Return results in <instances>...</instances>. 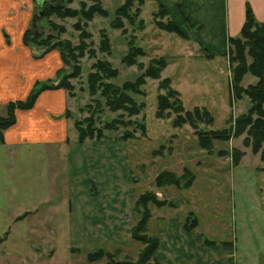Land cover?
Segmentation results:
<instances>
[{
	"label": "rangeland",
	"instance_id": "rangeland-1",
	"mask_svg": "<svg viewBox=\"0 0 264 264\" xmlns=\"http://www.w3.org/2000/svg\"><path fill=\"white\" fill-rule=\"evenodd\" d=\"M41 1L33 4L35 15ZM61 1L65 4L69 0H47V4L57 8ZM124 1L71 0L65 4L69 9L79 10L82 3L87 7L98 3L106 13L95 14L90 21L79 20L89 36L84 38L86 48L79 59L81 74L69 81L72 89L66 90L68 142L60 148L31 143L5 145L0 137V264H106V259L86 260L87 254L99 249L109 252L120 249L119 261L124 258L135 261L143 246L131 238V228L139 219L133 206L142 193H153L158 201L167 203L160 208L148 205L150 216L154 211L157 218L149 219L148 236H161L158 233L163 223H180L182 217L187 220L191 216L198 223L188 234L181 230L175 233L172 227L169 234L165 231L160 238L165 251L159 249L158 264H219L218 261L224 264L226 256L233 252L228 249L230 242L237 249L234 258L237 264H264V161L250 147L242 146L246 133L228 141L214 140L210 152L198 142L200 134L233 127L238 117L247 114L250 101L241 94V88L255 85L257 79L246 74L235 85L229 56H215L213 52L211 56L198 48L195 41L197 37L203 38V33L191 26L179 22L183 35L156 28L153 14L159 11V6L154 0H145L142 6L137 0L133 2L132 12L138 8L139 19L146 24L143 31L126 20H122L126 33L112 28L114 12ZM159 1L169 7L177 21L178 9L174 4L179 2ZM184 1L191 4L184 12L211 24L204 32L207 38L219 39L224 0ZM16 3L0 1L1 6H16ZM76 22V19L51 16L38 22L36 32L76 46L81 37V31L74 27ZM53 27L64 29V33L59 35ZM103 34L109 43L108 51L101 50ZM128 43L145 52L144 56L135 57L131 65L122 61L129 53ZM213 49L219 54L220 51ZM32 50L36 55L42 53L37 48ZM53 51L60 54L59 50ZM161 57L168 62L161 79H170V86L179 93L184 109L206 108L214 122L207 125L194 120L193 124L175 128L172 120L179 115L173 105L163 112L168 119H157V98L166 96L167 92L159 89L160 80L145 78L140 86L141 94H129L144 108L138 116L126 118L143 125L145 134L141 135L135 126L105 130L101 140L88 139L79 144L74 123L88 118V110L94 114V120L98 117L97 128L120 114L105 106V98L89 94L87 76L96 71L94 66L106 64L116 75L103 74L107 78L104 82L121 87L125 82H134L151 60ZM95 101L101 105L97 114ZM3 105L0 104L1 116H5ZM132 131L133 138L121 140L123 133ZM4 132H0L2 138ZM235 150L244 155L234 167ZM224 151L227 154L223 155ZM185 168L195 177L189 189L154 186L159 173L169 171L180 176ZM83 182L87 193L79 198L73 187ZM91 182L96 186L92 187Z\"/></svg>",
	"mask_w": 264,
	"mask_h": 264
},
{
	"label": "trees",
	"instance_id": "trees-1",
	"mask_svg": "<svg viewBox=\"0 0 264 264\" xmlns=\"http://www.w3.org/2000/svg\"><path fill=\"white\" fill-rule=\"evenodd\" d=\"M41 2V4L44 5L37 6L39 12L36 15H39L41 12H43V14L41 16L39 15L34 27L32 26L31 21L29 28L23 33V44L31 49H40V52H42L40 55L52 52L53 50H59L63 66H65L66 69L63 67L58 70L56 77L53 80L36 82L25 99L9 101L4 104L5 116L0 115V132L9 129L16 123V111H27L32 109L41 92L54 89H63L65 91L72 89L69 81L79 78L81 74L79 59L82 58L86 48L84 38L89 36V34L85 33L82 29L79 20L90 21L95 14L106 15L105 11L102 10L98 3L89 7L82 3L79 10H72L65 5L71 2V0H69L68 3L66 1L65 4H63L62 1L58 8L51 9L47 4V0H42ZM133 2L134 0H125L124 4L115 10V18L110 24L112 28L123 29V32L126 33L122 21L126 20L129 25H136L137 30L139 31L145 29L146 24L144 20L139 19L140 10L136 8L132 12ZM137 2L142 6L145 0H137ZM53 6L55 7L56 5L54 4ZM51 16H56L59 19L70 18L77 20L74 27L78 31H81L80 42L78 45L74 46L67 40L55 39L50 34L44 36L42 32H36V29H39L38 22L43 18ZM166 17L167 11L159 6V11L153 14V25L161 31L183 35L180 27L174 21L169 20ZM158 18H166L167 20L163 22L161 19L158 20ZM53 28L58 30L59 35L64 33V29L59 27ZM102 43L103 46L101 47V50L108 51L109 43L104 34L102 36ZM128 44L130 47L128 51L129 53L122 61L127 65H131L133 64L135 57L144 56L145 52L141 48H136L130 43ZM228 44L229 46L227 47L226 54L229 56V64L233 66L231 70L233 83H235V85L239 84L246 74H250L257 79L255 85L248 86L244 89L241 88V94L249 99L250 107L246 115L238 117L234 121L233 127L230 126L222 131H209L200 134L198 138L199 146L210 152L214 140L228 141L232 137H239L246 133L245 139L242 141V146L246 148L250 147L252 153L256 155L260 154L259 159L264 161V150L262 149V143L264 142V23L256 22L251 10L247 9L240 37L231 38ZM248 58L250 59V62L248 61ZM167 66L168 62L165 58L161 57L159 59H153L149 62V65L140 77L134 82H125L121 87H115L104 82L107 78L103 74L116 75V72L111 71L106 64L100 63L97 66H94L96 71L89 73L87 76V88L89 94L91 96L99 95L100 97L105 98V106L111 112H120V114L110 122L104 123L101 128H97L95 124L99 119L97 117L94 120V114L88 110V118L81 122L74 123L78 143L82 144L88 139L99 141L103 138V132L105 130L118 131L119 128L125 129L134 126L141 131V135H144L145 128L143 125H138L136 121L126 120V118L138 116L144 108L143 104L136 103L129 94H141L140 86L144 84L145 78L160 80L158 84L159 89H165L167 92L166 96L161 95L157 98V111L155 114L157 119H168V115H164L163 112L164 110L171 108L173 105L177 107L179 115L172 120V125L175 128H180L185 123H188L189 125L193 124L194 120L203 121L207 125L212 124L214 118L206 108L194 107L192 111H186L184 109L179 93L170 86V79H161V73ZM67 67L70 68V71H67ZM168 100H172V103H168ZM95 102L96 110L94 109V112L97 114L101 110V105L98 101ZM87 108L89 109L90 107L88 106ZM66 117L69 118L68 111ZM133 136L134 131L125 132L120 138L125 141L133 138ZM0 137L1 141L4 143V139L2 136ZM161 150L162 149H160L159 152H161ZM234 152L233 166L235 167L241 160L240 158L243 157L244 153L237 150ZM223 153V155L227 154L225 151ZM194 178L193 173L187 168L183 170V173L180 176H177L173 172L164 171L154 178V186L156 188L161 186H174L179 190H187L193 184ZM149 204L154 205L157 208L167 205L165 201H158L153 193H142L135 200L133 210L139 215V219L131 228V238L143 246L139 252V257H137L135 261H132L129 258H124V260L119 261L118 257L121 254L120 249H115L113 252L99 249L86 255L87 262H97L106 259V264H157L154 260V253L160 246V239L159 237L154 238V236H148L146 234L148 221L151 218L148 210ZM189 219L190 224H188ZM197 224V220L190 216L185 222V230L191 231L197 227Z\"/></svg>",
	"mask_w": 264,
	"mask_h": 264
},
{
	"label": "crops",
	"instance_id": "crops-1",
	"mask_svg": "<svg viewBox=\"0 0 264 264\" xmlns=\"http://www.w3.org/2000/svg\"><path fill=\"white\" fill-rule=\"evenodd\" d=\"M15 1L17 2L16 6L0 5V104L25 99L36 82L55 79L57 71L64 67L59 53L52 51L44 55H36V52L23 44L22 36L29 28L35 15L33 4L36 1ZM154 1L167 11V19L174 21L178 26L185 24L188 28L191 26V29L203 33L205 40L197 37L195 42L198 43V48L208 52L211 56V52L215 56L226 55L229 40L240 37L247 9L251 10L256 22L264 23V0H224L223 17L219 19L221 33L219 39L216 40L213 36L207 38L208 35L204 33L209 30L211 24L195 19L190 12H184V10H188L190 3L186 4L184 0H177L179 3L176 2L174 6L178 9V20L175 21L173 18L175 14H170L169 7L162 1ZM205 16L207 17L209 14ZM213 40L215 42H212ZM213 48L220 51L219 54L212 51ZM67 104L68 95L63 89L41 92L32 109L16 111V123L5 130L3 134L4 144L22 145L31 143L34 145L58 146L60 148L59 146L68 142ZM66 183V180H64L65 190L63 193L65 196L67 194ZM90 185L92 187L96 186L94 182H91ZM78 186L73 187V192L77 190V196L83 198L84 194L87 193L84 189V182ZM91 191L94 192V189ZM67 201L69 200L67 199ZM156 211L160 210L157 209ZM155 217L153 211L151 218L157 220ZM179 222L173 225H171V221H168L167 224L163 223L162 230L158 233V236L161 235L159 239L164 236L166 230L169 234L171 227L175 230V233L176 230H181L186 234L190 233V231L185 230V217H182ZM227 244L230 245L228 249H233V252H229V255L226 256L224 264H237L234 260L237 249L232 242ZM159 249L162 252L165 251L159 246L155 252L154 260L157 264L159 263L157 258V255L160 254ZM218 263L222 264L220 261Z\"/></svg>",
	"mask_w": 264,
	"mask_h": 264
},
{
	"label": "water",
	"instance_id": "water-1",
	"mask_svg": "<svg viewBox=\"0 0 264 264\" xmlns=\"http://www.w3.org/2000/svg\"><path fill=\"white\" fill-rule=\"evenodd\" d=\"M62 3V1L56 6L57 8L60 6V4ZM50 9L53 8L52 6L49 7ZM43 14V12H41L39 15L41 16ZM39 15H34L33 19H32V26H35V23L39 17Z\"/></svg>",
	"mask_w": 264,
	"mask_h": 264
},
{
	"label": "flooded vegetation",
	"instance_id": "flooded-vegetation-1",
	"mask_svg": "<svg viewBox=\"0 0 264 264\" xmlns=\"http://www.w3.org/2000/svg\"><path fill=\"white\" fill-rule=\"evenodd\" d=\"M51 5V4H50Z\"/></svg>",
	"mask_w": 264,
	"mask_h": 264
}]
</instances>
